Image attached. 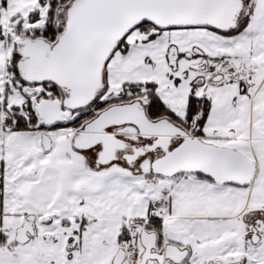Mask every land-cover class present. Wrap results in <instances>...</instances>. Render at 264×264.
<instances>
[{"label":"snow or ice","instance_id":"obj_1","mask_svg":"<svg viewBox=\"0 0 264 264\" xmlns=\"http://www.w3.org/2000/svg\"><path fill=\"white\" fill-rule=\"evenodd\" d=\"M0 264H264V0H0Z\"/></svg>","mask_w":264,"mask_h":264}]
</instances>
